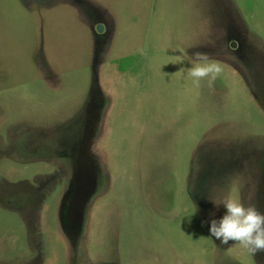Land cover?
Masks as SVG:
<instances>
[{"label":"rangeland","instance_id":"374dc122","mask_svg":"<svg viewBox=\"0 0 264 264\" xmlns=\"http://www.w3.org/2000/svg\"><path fill=\"white\" fill-rule=\"evenodd\" d=\"M229 198L264 212V0H0V264H264Z\"/></svg>","mask_w":264,"mask_h":264},{"label":"clouds","instance_id":"9594fccd","mask_svg":"<svg viewBox=\"0 0 264 264\" xmlns=\"http://www.w3.org/2000/svg\"><path fill=\"white\" fill-rule=\"evenodd\" d=\"M190 64L188 75L196 84L207 79L211 86L222 71L219 64L200 52L192 53ZM208 202L217 211L223 208V214L219 217H216L215 212L210 213L207 221L210 238L224 245L230 241L238 243L250 252L264 251V212L253 204L245 206L240 199H211Z\"/></svg>","mask_w":264,"mask_h":264},{"label":"crops","instance_id":"0c3cea01","mask_svg":"<svg viewBox=\"0 0 264 264\" xmlns=\"http://www.w3.org/2000/svg\"><path fill=\"white\" fill-rule=\"evenodd\" d=\"M14 164H17V162L16 161L13 162L12 169H13ZM6 168H9V170L12 171V169H10V167H6Z\"/></svg>","mask_w":264,"mask_h":264}]
</instances>
